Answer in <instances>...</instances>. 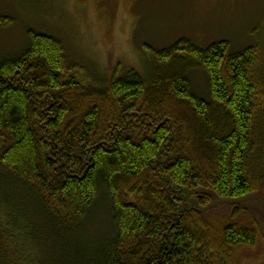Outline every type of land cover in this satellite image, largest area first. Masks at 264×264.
<instances>
[{
  "label": "trees",
  "instance_id": "1",
  "mask_svg": "<svg viewBox=\"0 0 264 264\" xmlns=\"http://www.w3.org/2000/svg\"><path fill=\"white\" fill-rule=\"evenodd\" d=\"M26 39L0 60V264H238L264 247L262 201L211 210L264 195L258 46L181 40L107 75Z\"/></svg>",
  "mask_w": 264,
  "mask_h": 264
},
{
  "label": "rangeland",
  "instance_id": "2",
  "mask_svg": "<svg viewBox=\"0 0 264 264\" xmlns=\"http://www.w3.org/2000/svg\"><path fill=\"white\" fill-rule=\"evenodd\" d=\"M0 14L15 20L0 31V60L18 55L33 29L60 39L72 61L107 75L143 73L147 49L181 40L201 49L229 42L235 52L258 46L264 61V0H0ZM196 75L205 97V76ZM238 264H264V247L242 251Z\"/></svg>",
  "mask_w": 264,
  "mask_h": 264
},
{
  "label": "water",
  "instance_id": "3",
  "mask_svg": "<svg viewBox=\"0 0 264 264\" xmlns=\"http://www.w3.org/2000/svg\"><path fill=\"white\" fill-rule=\"evenodd\" d=\"M253 201H262L264 203V195L263 194L252 195V196H249V197H246L243 199H239L236 201H218V202L214 203L211 207L213 208L219 204L235 205V204H244V203L253 202Z\"/></svg>",
  "mask_w": 264,
  "mask_h": 264
}]
</instances>
